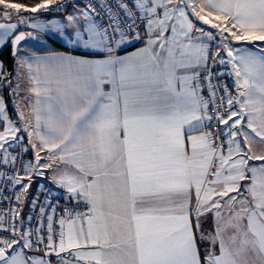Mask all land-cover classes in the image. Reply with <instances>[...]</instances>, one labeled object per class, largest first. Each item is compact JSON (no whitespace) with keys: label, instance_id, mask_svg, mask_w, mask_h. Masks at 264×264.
Instances as JSON below:
<instances>
[{"label":"snow or ice","instance_id":"1","mask_svg":"<svg viewBox=\"0 0 264 264\" xmlns=\"http://www.w3.org/2000/svg\"><path fill=\"white\" fill-rule=\"evenodd\" d=\"M6 46L0 264H264V0H0Z\"/></svg>","mask_w":264,"mask_h":264},{"label":"crops","instance_id":"2","mask_svg":"<svg viewBox=\"0 0 264 264\" xmlns=\"http://www.w3.org/2000/svg\"><path fill=\"white\" fill-rule=\"evenodd\" d=\"M13 2V1H12ZM25 15H28L27 13H25ZM61 14H48V18H59ZM15 19V17L13 18ZM27 31V29H24ZM23 44V48L25 50H28V49H31V50H34L36 51L38 54H45L47 51L49 50H55V51H59V52H63V51H67L66 47L63 45V43L58 40L57 38L55 37H52L51 39H45L44 41H27V42H22ZM141 45L140 44H137L136 47H140ZM7 47V46H6ZM59 47H61V49H58ZM5 47L3 48H0V52L4 49ZM134 49L133 48H129L128 51H133ZM1 60V59H0ZM3 61V60H2ZM4 62V61H3ZM14 63L15 61L13 62V67L11 70H8L6 68V70L8 72H12L13 76L15 75V73L13 72V68H14ZM5 64V63H4ZM225 81L226 82H230V79L229 77L225 76ZM232 81V79H231ZM232 83V82H230ZM231 87V86H230ZM231 90L233 91L232 87H231ZM234 92V91H233ZM26 90L25 91H22L21 94H20V97L17 98L16 100V103L20 104L24 110L27 112L28 111V101H25L23 99V97L26 95ZM0 95L3 96L4 100H5V103L7 105V111H8V114L11 116V118L13 120H16L17 119V116H16V109L14 108L13 106V98L11 97L10 95V90L7 89V88H2L0 89ZM24 135V140H26V144H27V133H23ZM41 155H43V153H41ZM34 159V153L33 152H29L28 153V161L30 160H33ZM47 177H48V180L50 182V184L52 185V188H53V191L59 195V196H64V190L63 189H60L58 188L57 186L53 185L51 183V180H50V175L51 173L48 171L47 172ZM37 182L36 180H34L33 182V186L32 188L30 189V193L35 196L36 193H37ZM29 212V204H25L23 206V211L21 213V218H23L27 213Z\"/></svg>","mask_w":264,"mask_h":264},{"label":"built area","instance_id":"3","mask_svg":"<svg viewBox=\"0 0 264 264\" xmlns=\"http://www.w3.org/2000/svg\"><path fill=\"white\" fill-rule=\"evenodd\" d=\"M49 14H59V13H49ZM224 80H226L225 77H224V79H223V83H224ZM217 106H219V104H218ZM215 129H216V126L214 125L213 130L215 131ZM25 141H26V140H24V143L26 144ZM17 151H19V149H17ZM23 160H24V161H28V154H26V155L23 156ZM18 163H19V161H18ZM47 172H48V171H45V175H44V177H36V178H35V180H36V182H37V186H39L40 184H44L46 189H51V191H52L53 193H55V192L53 191L52 185L50 184V182H49V180H48ZM37 189H38V187H37ZM5 194L7 195L8 193L6 192ZM57 200H59L60 206H61V208H63V207L65 206V199H64V196H59V195L56 194V195L53 197V203H56ZM0 207L7 208V205H6V204H4V205H0Z\"/></svg>","mask_w":264,"mask_h":264},{"label":"trees","instance_id":"4","mask_svg":"<svg viewBox=\"0 0 264 264\" xmlns=\"http://www.w3.org/2000/svg\"><path fill=\"white\" fill-rule=\"evenodd\" d=\"M15 2V3H24L26 5H30L31 3H34V0H8V2ZM58 49H61L59 47ZM0 59L4 61L5 66L8 70H11L13 67L14 59L11 56V47L7 46L0 52Z\"/></svg>","mask_w":264,"mask_h":264},{"label":"rangeland","instance_id":"5","mask_svg":"<svg viewBox=\"0 0 264 264\" xmlns=\"http://www.w3.org/2000/svg\"><path fill=\"white\" fill-rule=\"evenodd\" d=\"M241 44H244V43H247V42H240ZM252 43H254V44H260V43H262V42H252ZM251 46V45H250ZM229 79H230V82H232V83H230V82H226L225 80H224V83H226V84H228L229 86H232V84H233V81H231V79L232 78H230L229 77ZM232 89H233V94L235 93V89H234V87H232Z\"/></svg>","mask_w":264,"mask_h":264},{"label":"water","instance_id":"6","mask_svg":"<svg viewBox=\"0 0 264 264\" xmlns=\"http://www.w3.org/2000/svg\"><path fill=\"white\" fill-rule=\"evenodd\" d=\"M11 56H12V49H11Z\"/></svg>","mask_w":264,"mask_h":264}]
</instances>
